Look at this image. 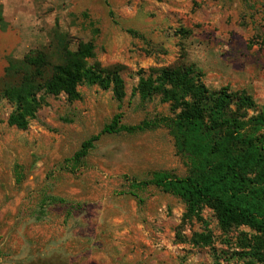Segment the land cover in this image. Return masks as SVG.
Returning <instances> with one entry per match:
<instances>
[{
    "label": "rangeland",
    "instance_id": "obj_1",
    "mask_svg": "<svg viewBox=\"0 0 264 264\" xmlns=\"http://www.w3.org/2000/svg\"><path fill=\"white\" fill-rule=\"evenodd\" d=\"M56 30L71 51L95 45L90 65L119 68L124 99L83 85L80 100L50 96L18 130L2 95L7 72L37 52L56 58ZM174 65H194L209 89L245 92L261 110L264 0H0V264H264L245 254L249 228L225 232L208 208L189 218L149 184L187 173L166 126L103 135L84 162L67 163L118 113L130 126L173 118L160 97L132 92L143 73ZM201 234L211 247L193 244Z\"/></svg>",
    "mask_w": 264,
    "mask_h": 264
},
{
    "label": "trees",
    "instance_id": "obj_2",
    "mask_svg": "<svg viewBox=\"0 0 264 264\" xmlns=\"http://www.w3.org/2000/svg\"><path fill=\"white\" fill-rule=\"evenodd\" d=\"M54 39L56 58L37 52L7 72L6 79L12 81L5 82L2 95L15 106L9 126L26 131L48 97L64 94L70 102L78 101V89L83 85L112 89L122 103L124 81L119 68L88 63L95 56L92 42L80 43L71 51L68 35L56 30ZM144 74L132 97L138 95L144 103L160 97L161 103L171 106L174 117L130 126L123 124L124 114L118 113L67 163L84 162L103 135L137 134L166 126L187 173L181 177L159 172L149 184L181 200L189 218L208 208L225 232L249 228L254 235L244 241L245 254L264 262V107L258 111L255 99L245 92L234 93L228 87L209 89L194 65H174L153 70L147 77ZM131 195L141 202L138 195ZM193 244L211 247L212 237L198 235Z\"/></svg>",
    "mask_w": 264,
    "mask_h": 264
}]
</instances>
